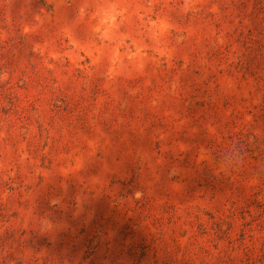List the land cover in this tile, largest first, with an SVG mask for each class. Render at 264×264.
I'll return each mask as SVG.
<instances>
[{
	"label": "rangeland",
	"instance_id": "1",
	"mask_svg": "<svg viewBox=\"0 0 264 264\" xmlns=\"http://www.w3.org/2000/svg\"><path fill=\"white\" fill-rule=\"evenodd\" d=\"M0 264H264V0H0Z\"/></svg>",
	"mask_w": 264,
	"mask_h": 264
}]
</instances>
